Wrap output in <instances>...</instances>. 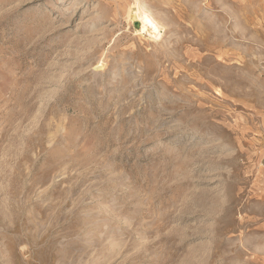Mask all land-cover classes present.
<instances>
[{
    "label": "rangeland",
    "instance_id": "rangeland-1",
    "mask_svg": "<svg viewBox=\"0 0 264 264\" xmlns=\"http://www.w3.org/2000/svg\"><path fill=\"white\" fill-rule=\"evenodd\" d=\"M0 264H264V0H0Z\"/></svg>",
    "mask_w": 264,
    "mask_h": 264
},
{
    "label": "bare ground",
    "instance_id": "bare-ground-1",
    "mask_svg": "<svg viewBox=\"0 0 264 264\" xmlns=\"http://www.w3.org/2000/svg\"><path fill=\"white\" fill-rule=\"evenodd\" d=\"M138 20L141 23L142 30H149V35L153 37L159 36L158 24L156 21L151 17V15H147L145 13L138 14ZM152 38V37H151Z\"/></svg>",
    "mask_w": 264,
    "mask_h": 264
}]
</instances>
